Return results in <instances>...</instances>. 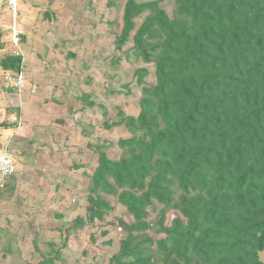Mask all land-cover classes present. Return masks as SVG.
Listing matches in <instances>:
<instances>
[{"label": "trees", "instance_id": "16d2710c", "mask_svg": "<svg viewBox=\"0 0 264 264\" xmlns=\"http://www.w3.org/2000/svg\"><path fill=\"white\" fill-rule=\"evenodd\" d=\"M130 40L155 83L147 66L134 69L139 112L118 108L104 123L130 136L117 140V159L112 143L93 145L86 216L71 226L104 221L114 198L132 223L101 264H264V0H126L116 49ZM5 53L0 82L24 68ZM50 252L43 263L63 259Z\"/></svg>", "mask_w": 264, "mask_h": 264}, {"label": "rangeland", "instance_id": "374dc122", "mask_svg": "<svg viewBox=\"0 0 264 264\" xmlns=\"http://www.w3.org/2000/svg\"><path fill=\"white\" fill-rule=\"evenodd\" d=\"M111 1H20L26 85L13 92L0 82V152L16 158L12 178L18 184L13 200L1 208L0 264H50L42 261L51 248L60 249L63 258L54 264H101L131 226V215L114 198L104 221L71 226L77 216H86L97 164L93 145L112 143L106 152L117 159V140L130 136L124 125L104 123L116 119L118 108L139 112L134 69L147 66L146 80L155 83L154 65L135 58L131 40L116 49L126 0ZM161 6L172 13L171 2ZM8 24V14L0 11V57L10 48ZM83 94L95 104L88 105ZM260 257L264 262V251Z\"/></svg>", "mask_w": 264, "mask_h": 264}, {"label": "built area", "instance_id": "2783aa9c", "mask_svg": "<svg viewBox=\"0 0 264 264\" xmlns=\"http://www.w3.org/2000/svg\"><path fill=\"white\" fill-rule=\"evenodd\" d=\"M19 6L20 0H0V11L10 16V24L8 25L10 33V48L7 53L12 56H21L24 63V52L22 49V36L24 30L19 25ZM3 51V50H1ZM1 83L5 88L13 92H20L26 85V75L24 68L20 70H7L1 76ZM17 171V162L14 155L8 151L0 152V189H4L12 176Z\"/></svg>", "mask_w": 264, "mask_h": 264}, {"label": "crops", "instance_id": "0c3cea01", "mask_svg": "<svg viewBox=\"0 0 264 264\" xmlns=\"http://www.w3.org/2000/svg\"><path fill=\"white\" fill-rule=\"evenodd\" d=\"M5 14H7V13H5ZM20 17H21V13H20V9H19V18H18L19 24H20ZM9 24H10V16H9ZM20 26H21V24H20ZM6 130H10V129H6ZM17 189H18V184L15 185V190L13 191V193H10V191H8L7 188L6 189H0V192H3L5 190V192H3V195L1 194V196H0V213H1V208L3 207V204L9 203L10 200H13L14 195L17 193ZM16 197H17V195H16ZM3 208H6V207L4 206Z\"/></svg>", "mask_w": 264, "mask_h": 264}]
</instances>
